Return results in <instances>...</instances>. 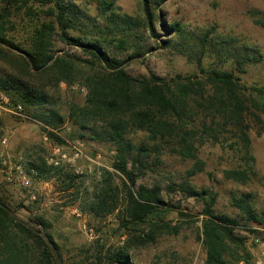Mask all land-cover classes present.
<instances>
[{
  "label": "trees",
  "instance_id": "trees-1",
  "mask_svg": "<svg viewBox=\"0 0 264 264\" xmlns=\"http://www.w3.org/2000/svg\"><path fill=\"white\" fill-rule=\"evenodd\" d=\"M167 1L142 0V24L124 13L115 0H1L0 59L5 56L4 46L21 52L13 54L23 73H0V92L15 106L35 110L34 116L52 142L65 143L57 132L68 124L72 140L88 139L114 152L113 171L103 170L90 188L78 192L76 202L82 213L96 220L115 215L125 240L114 250L97 248L89 264H135V250L154 246L164 235H177L180 228L165 218L174 211L186 215L178 204L165 198V193L204 203L205 264H233L231 256L240 261L236 250L245 246L244 239L235 235L241 222L216 214V195L197 189L190 179L205 172L200 154L208 145H220L233 153L235 163L223 171L226 180L248 185L258 179L250 132L256 126L260 127L257 135H264V87L245 86L235 72L202 65L191 75L134 76L127 71L126 61L109 52L111 47L122 52L133 49L128 60L143 57L146 50L138 30L144 27L155 35V8ZM79 2L88 10L95 5L99 12L102 21L96 19L93 30L86 28L84 22L89 19ZM19 15L28 19L26 48L7 36L6 22L11 24L9 19ZM169 30L181 29L176 24ZM57 43L68 49L57 48ZM74 49L83 56L72 53ZM262 59L260 54L255 62ZM62 83H80L87 90L84 105H70L66 116L50 93L59 90ZM167 153L192 162L187 179L173 181L166 188L159 182L139 183L158 173ZM36 169L43 177L41 167ZM66 177L72 182L68 188L78 178L72 173ZM254 202L252 194L232 199L247 222L263 225L264 213L255 209ZM17 212L18 208L0 196V264H66L46 220L30 216L25 221ZM245 254L249 259L250 254Z\"/></svg>",
  "mask_w": 264,
  "mask_h": 264
},
{
  "label": "rangeland",
  "instance_id": "rangeland-1",
  "mask_svg": "<svg viewBox=\"0 0 264 264\" xmlns=\"http://www.w3.org/2000/svg\"><path fill=\"white\" fill-rule=\"evenodd\" d=\"M122 11L140 23H145L142 0H115ZM89 20L86 28L93 30L94 21H102L95 5L90 10L79 2ZM0 7L2 2L0 0ZM84 12V13H85ZM155 35L141 27L138 30L141 43L145 47L143 57L128 60L133 49L122 52L114 47L112 55L126 61L127 71L134 75L154 73L163 78L176 75H191L205 68L228 70L240 75L245 86L264 87V0H168L155 8ZM23 15L14 16L8 27L7 36L13 42L27 47L28 19ZM96 21L97 23H99ZM180 27L179 32H171L172 25ZM166 27H165V26ZM203 40H206L204 43ZM167 42V44H166ZM57 48L68 47L57 43ZM5 56L0 59V73L21 75L19 61L13 53L22 54L3 47ZM72 53L83 56L80 50ZM261 62H255L259 55ZM201 61V62H200ZM242 61L239 68L238 63ZM52 101L62 115L68 114L72 104L84 105L87 90L80 83L68 86L65 83L53 91ZM0 92V196L11 206L18 208L17 216L27 221L30 216L42 217L48 223V231L60 245L66 264H89L94 261L96 250H114L125 240L118 229L115 215L105 220H96L82 213L78 202V192L83 193L103 170L112 169L114 152L108 146L88 139L72 140L68 136L71 128L66 124L57 134L64 144L52 142L43 125L34 116L35 110L22 105V116L16 115V107L10 99H1ZM19 106L21 104H18ZM256 127L251 130L252 152L257 160L258 179L248 185H241L225 179L223 171L235 163L233 153L220 145H208L201 150L200 158L206 163V170L190 179L197 189H208L216 195V214L236 218L241 222L235 235L244 239V249L236 250L233 264H264L261 244L264 243V224L247 222L243 213L236 208L232 199L252 194L254 207L264 213V135L258 136ZM264 129V126H263ZM74 146L81 148L83 156L76 158ZM66 155V158L63 157ZM158 173L150 174L139 183L151 185L159 182L166 188L171 182L187 179V171L192 162L165 154ZM17 167H21L31 179L26 187L17 179ZM36 167L44 174L39 176ZM35 173V174H34ZM76 175L75 183L66 177ZM46 175L52 178L46 179ZM117 183L121 180L116 177ZM80 196V194H79ZM165 198L180 206L186 216L178 211L168 213L165 220L179 227L177 235H164L151 247L133 252L135 264H205L207 251L203 244L204 203L182 194ZM44 230V229H43ZM245 251L250 254L247 259Z\"/></svg>",
  "mask_w": 264,
  "mask_h": 264
},
{
  "label": "built area",
  "instance_id": "built-area-1",
  "mask_svg": "<svg viewBox=\"0 0 264 264\" xmlns=\"http://www.w3.org/2000/svg\"><path fill=\"white\" fill-rule=\"evenodd\" d=\"M1 99H3L4 101L8 102L9 100L7 99V97H5L4 95H1ZM22 106H16L14 108V113L16 115L22 116ZM74 151H75V157L79 158L81 156H83V152L81 150L80 147L78 146H74ZM64 158H66V155H63ZM35 174V173H34ZM17 179L22 183V185L29 187L31 185V179L29 176L26 175V173L24 172V170L21 167H17V174H16ZM261 255L262 257L264 256V243L261 244Z\"/></svg>",
  "mask_w": 264,
  "mask_h": 264
}]
</instances>
